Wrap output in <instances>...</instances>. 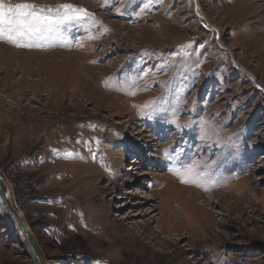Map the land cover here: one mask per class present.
<instances>
[{"label":"rangeland","instance_id":"374dc122","mask_svg":"<svg viewBox=\"0 0 264 264\" xmlns=\"http://www.w3.org/2000/svg\"><path fill=\"white\" fill-rule=\"evenodd\" d=\"M6 2L91 14L0 40V174L45 264H264V0ZM0 264H39L1 191Z\"/></svg>","mask_w":264,"mask_h":264},{"label":"snow or ice","instance_id":"6c2138e0","mask_svg":"<svg viewBox=\"0 0 264 264\" xmlns=\"http://www.w3.org/2000/svg\"><path fill=\"white\" fill-rule=\"evenodd\" d=\"M61 9L65 10L61 14ZM74 15H69L67 10ZM56 13V17L48 13ZM91 15L84 9H73L72 5L61 4L55 9L52 7H39L31 2L9 4L0 0V40H8L17 46L31 47V44H20L22 39L42 35L49 31L54 23L79 19V14Z\"/></svg>","mask_w":264,"mask_h":264},{"label":"water","instance_id":"95a60500","mask_svg":"<svg viewBox=\"0 0 264 264\" xmlns=\"http://www.w3.org/2000/svg\"><path fill=\"white\" fill-rule=\"evenodd\" d=\"M0 191H1V195L3 197V200H4L7 208L9 209L11 214L14 216V218L19 222L21 229L23 230L24 234L26 235L27 241H28L30 247L32 248V251H33L35 257L39 261V264H45V262L43 261L42 253H41L39 247L37 246V243L33 237V234L31 232V230L29 229V227L27 226V224L25 223V221H24L23 217L21 216V214L19 213L18 209L16 208V206L12 200L10 190L7 186V183L1 174H0Z\"/></svg>","mask_w":264,"mask_h":264},{"label":"bare ground","instance_id":"6f19581e","mask_svg":"<svg viewBox=\"0 0 264 264\" xmlns=\"http://www.w3.org/2000/svg\"><path fill=\"white\" fill-rule=\"evenodd\" d=\"M12 55V54H11ZM30 58V57H29ZM31 59V58H30ZM19 61V60H18ZM34 64V63H33ZM40 65V64H39ZM71 65V64H70ZM35 67V66H34ZM42 67V66H41ZM68 67V66H67ZM75 67V66H74ZM45 69V68H44ZM42 70V69H41ZM84 70H86V69H81V71L83 72ZM39 72V71H38ZM37 72V73H38ZM32 73V72H31ZM35 73V72H34ZM43 73H45V72H43ZM39 74V73H38ZM36 75V74H35ZM39 76V75H38ZM27 77V76H26ZM37 80V79H36ZM33 81V80H32ZM50 82V81H49ZM86 83H87V85L88 86H90L89 84L90 83H88L87 82V80H86ZM31 84H33V82H31ZM80 84V83H79ZM79 84H77V85H79ZM27 87V86H26ZM36 87H38L39 88V86H36ZM47 87V86H46ZM48 87H49V85H48ZM71 89V88H70ZM27 90H28V88H27ZM69 92V91H68ZM190 198H192V197H190ZM178 211V210H177ZM174 213H179L176 217L177 218H175L174 219V221H175V224H176V227H177V229H180V230H182L183 228H186L187 229V227H186V225H185V223L183 222V218H184V215L182 214V213H180V212H174ZM173 213V214H174ZM175 215V214H174ZM174 218V217H173ZM172 218V219H173ZM190 230V229H189ZM190 232V231H189Z\"/></svg>","mask_w":264,"mask_h":264}]
</instances>
